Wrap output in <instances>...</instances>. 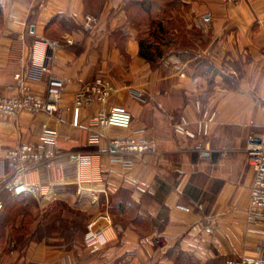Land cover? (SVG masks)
I'll use <instances>...</instances> for the list:
<instances>
[{
    "label": "crops",
    "instance_id": "obj_1",
    "mask_svg": "<svg viewBox=\"0 0 264 264\" xmlns=\"http://www.w3.org/2000/svg\"><path fill=\"white\" fill-rule=\"evenodd\" d=\"M158 3L160 42L150 37L156 34L150 16L140 21L133 11L150 13ZM86 14L98 19L90 32L82 26ZM46 40L61 47L52 51ZM142 40L151 60L140 54ZM204 60L210 71L204 72ZM16 75L38 97L50 76L65 88L56 115L0 116V200L7 206L10 196L32 197L9 188L15 168L5 153L45 141L46 126L56 134V156L85 160L37 165L23 174L24 183L91 217L106 211L111 226L96 251L83 242L66 247L24 237L9 254L13 225L6 219L3 230L2 212L0 264H225L258 255L264 224L247 220L254 173L245 146L251 131L264 129V0L237 6L224 0H0V94L18 93ZM96 77L110 82L107 108L127 111V125H92L99 105L80 110L74 123L67 108L77 89ZM197 102L217 112L200 149L173 131L180 115L194 127ZM118 138L153 140L156 148L130 155L127 167L110 144Z\"/></svg>",
    "mask_w": 264,
    "mask_h": 264
},
{
    "label": "built area",
    "instance_id": "obj_2",
    "mask_svg": "<svg viewBox=\"0 0 264 264\" xmlns=\"http://www.w3.org/2000/svg\"><path fill=\"white\" fill-rule=\"evenodd\" d=\"M244 1L251 2L254 0H224L225 3L233 6L240 5ZM97 22L96 15H85L82 25L83 30L85 32L92 31ZM46 42L52 51L61 47L59 42L51 40H46ZM67 43L70 44L71 41H67ZM40 70L45 71L46 67H40ZM15 78L19 82V91L12 96L0 94V116L16 117L21 113H46L53 116L58 113L65 88V83L62 79L50 76L47 81L45 96L38 97L30 91L27 85L22 83L20 75H16ZM111 93L112 87L110 82L102 77H96L80 86L74 94L72 105L67 108L74 114V123H76L80 110L91 108L93 105H99L100 108L91 121L92 125L102 129L114 125H127L130 119L127 111L116 106L107 108ZM259 102L264 112V94L260 97ZM195 109L198 112V117L193 123L194 127H192V123L186 116L180 115L173 124V131L180 138L196 141L200 149L201 142L209 135L210 127L216 119L217 112L216 110L202 107L199 102L195 104ZM44 137L45 141L41 143H24L6 151V157L15 168L14 174L8 182V186L14 194L29 193L37 195L41 192L40 185L26 184L23 181V174L37 165H54L65 159H69L80 165L85 160L81 154L56 156L52 149V146L56 144V134L48 131L46 126H44ZM110 144L115 149L116 160L122 162L127 167L130 166L128 160L130 155L150 153L155 151L156 148L154 141L148 139L133 140L118 138L113 139ZM245 153L248 164L254 173L246 206L247 220L254 224H264V129L253 130L249 133ZM3 209L4 202L0 200V212ZM99 220L105 223L102 229L96 228ZM110 226L111 220L109 215L107 213L101 214L96 220L91 221L87 225L84 243L92 250H97L107 241L105 230ZM262 255H264V239L259 244L257 256H245L229 260L225 264H264V257Z\"/></svg>",
    "mask_w": 264,
    "mask_h": 264
},
{
    "label": "rangeland",
    "instance_id": "obj_3",
    "mask_svg": "<svg viewBox=\"0 0 264 264\" xmlns=\"http://www.w3.org/2000/svg\"><path fill=\"white\" fill-rule=\"evenodd\" d=\"M173 7L168 10H175L176 8ZM160 10H163V8L159 3L158 5H153L151 7V10L149 11L150 13L144 12V10L139 7H135L133 10L136 12L137 20L143 21L146 14L150 16L151 21L153 22L152 27L156 29V34L150 37L151 39L153 38V41L158 42L161 40V35L158 33V26L161 17ZM168 10H166V14L168 13ZM176 25L178 24H175V26ZM188 43V40L183 39V46H187ZM202 65L204 72L210 71L212 68L207 60H204ZM56 202L57 201L53 199H44L41 192L37 195H32V197H9L7 200V206L4 204V209L0 212L6 213V218L1 225L3 230L7 227L6 225L4 228L6 219H9L10 224L13 225H10V230L13 234L9 235L10 239L6 247L9 254H12L17 249L20 243L23 242L24 237H27L25 239L32 237L44 238L57 246L63 245L66 247H77L80 243H84V235L87 231V225L91 221L96 220L101 214H106L105 211L96 217H91L89 211L76 208L67 202H57L58 204H56ZM107 214L109 215L108 212ZM17 218H19V224L18 226H15L16 221L18 222ZM98 222H101V220ZM98 222L96 224L97 229H99ZM84 245L88 247L85 243ZM53 263L63 264L61 261H55Z\"/></svg>",
    "mask_w": 264,
    "mask_h": 264
},
{
    "label": "trees",
    "instance_id": "obj_4",
    "mask_svg": "<svg viewBox=\"0 0 264 264\" xmlns=\"http://www.w3.org/2000/svg\"><path fill=\"white\" fill-rule=\"evenodd\" d=\"M150 46H148V44H146L144 41H140V54L148 59L151 60L152 59V55H151V51L148 50Z\"/></svg>",
    "mask_w": 264,
    "mask_h": 264
}]
</instances>
